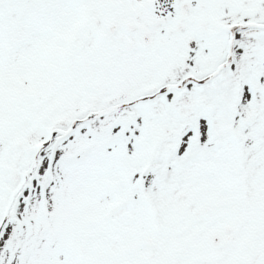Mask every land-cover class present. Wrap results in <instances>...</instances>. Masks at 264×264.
Listing matches in <instances>:
<instances>
[{"label": "snow or ice", "instance_id": "obj_1", "mask_svg": "<svg viewBox=\"0 0 264 264\" xmlns=\"http://www.w3.org/2000/svg\"><path fill=\"white\" fill-rule=\"evenodd\" d=\"M0 264H264V0H0Z\"/></svg>", "mask_w": 264, "mask_h": 264}]
</instances>
